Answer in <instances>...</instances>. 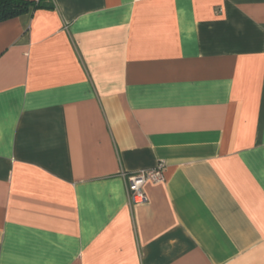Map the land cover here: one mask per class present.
Here are the masks:
<instances>
[{"label": "crops", "instance_id": "0c3cea01", "mask_svg": "<svg viewBox=\"0 0 264 264\" xmlns=\"http://www.w3.org/2000/svg\"><path fill=\"white\" fill-rule=\"evenodd\" d=\"M31 1L0 21V264H264V0Z\"/></svg>", "mask_w": 264, "mask_h": 264}, {"label": "built area", "instance_id": "2783aa9c", "mask_svg": "<svg viewBox=\"0 0 264 264\" xmlns=\"http://www.w3.org/2000/svg\"><path fill=\"white\" fill-rule=\"evenodd\" d=\"M164 163H159L150 170L138 171L126 176L127 190L130 202L133 204H143L148 201V196L144 186L148 181L163 182L165 175L163 172Z\"/></svg>", "mask_w": 264, "mask_h": 264}, {"label": "trees", "instance_id": "16d2710c", "mask_svg": "<svg viewBox=\"0 0 264 264\" xmlns=\"http://www.w3.org/2000/svg\"><path fill=\"white\" fill-rule=\"evenodd\" d=\"M34 5L31 0H0V21L24 14Z\"/></svg>", "mask_w": 264, "mask_h": 264}]
</instances>
